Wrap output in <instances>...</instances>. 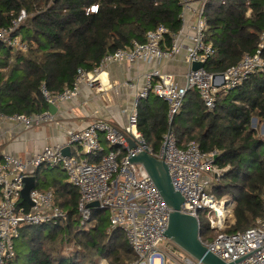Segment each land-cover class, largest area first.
Masks as SVG:
<instances>
[{
    "label": "trees",
    "instance_id": "trees-1",
    "mask_svg": "<svg viewBox=\"0 0 264 264\" xmlns=\"http://www.w3.org/2000/svg\"><path fill=\"white\" fill-rule=\"evenodd\" d=\"M95 3L98 11L87 14ZM21 10L27 17L18 33L29 43L28 50L0 43V112L5 115L49 111L43 86L53 95L62 93L72 87L79 69L89 72L107 53L144 42L146 33L160 24L169 28L170 44L182 27L183 6L181 0H0V30L8 28ZM205 15L206 41L214 48L205 63L208 72L223 73L245 54L256 52L264 31V0H209ZM168 111L167 102L155 94L139 103L138 127L152 151H160L169 129L179 147L195 141L205 152L218 150L216 163L226 170L213 192L236 201V222L226 232L245 231L264 219V138L251 128L253 118L264 121V73L252 74L239 88L218 92L213 110L192 88L172 122ZM102 143L103 153L108 152L110 146ZM42 170L48 174L43 176ZM62 172L39 168L36 188L55 192L67 211V223L27 227L15 241L11 264H98L101 259L131 264L136 256L125 234L111 229L106 210L93 208L91 222L82 223L79 192L64 181ZM200 222L202 240L213 239L208 222Z\"/></svg>",
    "mask_w": 264,
    "mask_h": 264
},
{
    "label": "built area",
    "instance_id": "built-area-1",
    "mask_svg": "<svg viewBox=\"0 0 264 264\" xmlns=\"http://www.w3.org/2000/svg\"><path fill=\"white\" fill-rule=\"evenodd\" d=\"M201 0L199 7H193V0H181L182 27L172 35L167 43L169 28L164 24L146 33L144 42L134 41L132 45L107 53L95 69L86 72L78 70L72 87L53 95L45 87L42 93L48 103L76 98L80 86L86 81L91 87L99 85V75L110 63L126 61L134 64L138 61L161 62L172 59L181 49V36L190 19L186 11L192 13L190 25L193 35H187L191 44L186 47V60L191 65L195 62L206 63L213 55L211 42L206 41L208 29L205 4ZM99 3L92 4L86 13L97 12ZM27 13L21 10L18 18L8 28L0 30V43L16 51L25 52L29 43L18 33ZM264 73V31L255 53L245 54L241 61L223 73H210L205 67L190 70L184 84L175 80L172 73L154 69L145 76L141 86L138 82L127 81L126 86L135 90V99L129 112L128 122L123 129H118L105 120H95L86 128L69 130L67 135L73 144V151L67 155L65 147L46 145L29 159L2 152L0 154V264H11L16 255L15 241L29 226L51 225L64 226L67 223V211L57 201L53 190L35 188L30 193L32 204L22 197L24 179L43 167L61 168L65 171L68 182L79 192L78 211L82 223L92 220L93 208L109 211L111 229H120L132 248L135 260L131 264H201L176 244L166 238L164 231L169 225V209L164 199L150 178L145 167L132 164L129 157L148 148L149 152L163 159L169 166L174 188L185 198L182 211L201 220V213L210 229L215 232L213 239L203 241L208 249L227 262H232L243 255L264 245V219H257L253 226L236 233L226 230L235 223L234 209L236 201L226 196L219 197L213 192L215 183L226 169L216 163L218 150L205 152L200 145L189 142L179 147L172 129L164 135L159 152H153L146 143L138 127L139 103L155 94L167 102L168 116L172 122L180 111L189 89H196L209 110L215 108L217 93L239 88L256 72ZM10 122L25 129L41 126L54 121L52 114L45 111L39 114L5 115L0 112V123ZM129 139L137 143L131 148ZM110 146L103 153V143ZM103 153V154H102ZM126 153V154H125ZM88 158H99L88 161ZM98 202L95 207L89 205ZM106 263L101 259L99 264ZM238 264H264V246L251 253Z\"/></svg>",
    "mask_w": 264,
    "mask_h": 264
},
{
    "label": "crops",
    "instance_id": "crops-1",
    "mask_svg": "<svg viewBox=\"0 0 264 264\" xmlns=\"http://www.w3.org/2000/svg\"><path fill=\"white\" fill-rule=\"evenodd\" d=\"M201 0H193V7H199ZM190 22L181 36L180 52L172 59L157 62L138 61L130 64L126 61L114 62L104 67L99 75V85L91 87L86 81L80 86V93L74 99L60 100L55 103L57 109L51 113L54 121L41 126L25 129L10 122L0 123V154L2 152L31 158L46 145L60 144L73 151L67 132L86 128L95 120H105L118 129H123L135 99V90L126 86L127 81H136L141 86L146 73L160 69L172 73L175 80L184 84L190 65L186 60V47L191 44L187 35H193L191 28L192 13L186 11ZM71 154V153H70ZM85 156V157H84ZM88 159L87 155H82ZM61 169V168H60ZM62 170V169H61ZM65 174L64 170H62ZM41 175V174H40ZM67 176V175H66Z\"/></svg>",
    "mask_w": 264,
    "mask_h": 264
},
{
    "label": "water",
    "instance_id": "water-1",
    "mask_svg": "<svg viewBox=\"0 0 264 264\" xmlns=\"http://www.w3.org/2000/svg\"><path fill=\"white\" fill-rule=\"evenodd\" d=\"M202 62H195L191 65V70L204 68ZM57 109L55 103H49V112L53 113ZM256 118H254L255 120ZM171 130V129H170ZM130 147L136 148L137 143L129 139ZM65 154L70 155L68 148L64 149ZM129 162L132 164H141L145 167L150 178L160 191L164 202L169 209V225L164 234L167 239L176 244L184 252L192 258L199 261L201 264H238L242 259L262 248L263 246L243 255L242 257L227 262L213 254L204 244L201 238V222L191 214L182 211V205L185 201L184 196L177 191L172 183L168 164L163 159H158L153 156L149 149L146 148L141 152L132 154L129 157ZM37 187V179L35 175H28L24 179V188L22 190L23 199L32 204L30 193ZM98 202H93L89 206L95 207Z\"/></svg>",
    "mask_w": 264,
    "mask_h": 264
},
{
    "label": "rangeland",
    "instance_id": "rangeland-1",
    "mask_svg": "<svg viewBox=\"0 0 264 264\" xmlns=\"http://www.w3.org/2000/svg\"><path fill=\"white\" fill-rule=\"evenodd\" d=\"M251 128H253V129H255L256 131H257V135H260L261 137H263L264 138V121L263 120H260V119H258V118H256L255 120H254V118L252 119V122H251ZM85 157V156H84ZM49 168H51V167H49ZM51 171L50 172H52V169H50ZM55 174H59V170L58 169H55L54 171H53ZM65 172V171H64ZM41 174L43 175V176H45V175H47L48 174V171H46V170H42L41 171ZM49 175L51 176V174L49 173ZM66 175V173L64 174L63 172H62V177H63V179H64V181H68V178H67V176H65ZM224 196H226V195H224ZM106 214L109 216V211H107L106 210ZM201 218H202V220H206L205 219V216H206V212L204 213V212H202L201 213ZM235 222H236V219H235ZM212 230L210 229L209 230V232H208V235L210 236L211 234H212ZM123 233V232H122ZM124 234V233H123ZM70 251H72V245L71 246H68V247H66V250H65V253L67 254V255H70ZM101 261V260H100ZM99 261V262H100ZM99 264V263H98ZM107 264H109L108 263V261H107ZM157 264H160V262L159 261H157Z\"/></svg>",
    "mask_w": 264,
    "mask_h": 264
},
{
    "label": "bare ground",
    "instance_id": "bare-ground-1",
    "mask_svg": "<svg viewBox=\"0 0 264 264\" xmlns=\"http://www.w3.org/2000/svg\"><path fill=\"white\" fill-rule=\"evenodd\" d=\"M102 264H106V263H102Z\"/></svg>",
    "mask_w": 264,
    "mask_h": 264
}]
</instances>
